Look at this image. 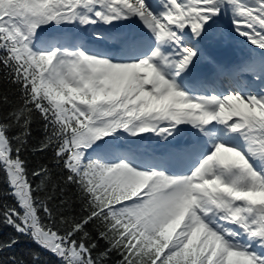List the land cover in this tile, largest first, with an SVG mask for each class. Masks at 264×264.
Wrapping results in <instances>:
<instances>
[{"label":"snow or ice","instance_id":"1","mask_svg":"<svg viewBox=\"0 0 264 264\" xmlns=\"http://www.w3.org/2000/svg\"><path fill=\"white\" fill-rule=\"evenodd\" d=\"M0 264H264V0H0Z\"/></svg>","mask_w":264,"mask_h":264}]
</instances>
